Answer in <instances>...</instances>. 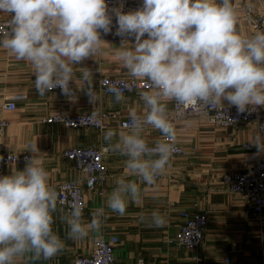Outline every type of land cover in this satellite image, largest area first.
Masks as SVG:
<instances>
[{
  "label": "clouds",
  "instance_id": "9594fccd",
  "mask_svg": "<svg viewBox=\"0 0 264 264\" xmlns=\"http://www.w3.org/2000/svg\"><path fill=\"white\" fill-rule=\"evenodd\" d=\"M122 8L109 9L107 0H0V13L10 16L7 30L0 29V48L31 64L39 96L59 87L65 96L76 98L70 87L74 65L101 52V31H111L114 14L115 34L135 38L134 46L118 48V59L131 77L147 79L152 88L139 93L144 114L130 109L127 130L108 129L103 139L109 151L127 158L128 174L153 185L177 150L166 102L197 111L222 101L238 113L264 107V31L241 36L232 0H143L135 11L125 13ZM81 70L89 102L96 104L100 97L93 89L92 72ZM107 91L117 103L126 99L125 89L116 84ZM148 127L163 136L152 147L144 138ZM253 145L264 152V131L254 137ZM31 151L39 152L37 145ZM26 159L22 171L0 176V264H15L28 255L49 260L64 248L52 227L59 194L41 161ZM115 183L106 207L123 216L128 202L141 198V188L135 180L118 178ZM91 215L86 222L83 206L73 203L62 217L68 237L78 240L90 231L99 232L105 210L97 208ZM150 221L155 227L166 224L157 211Z\"/></svg>",
  "mask_w": 264,
  "mask_h": 264
},
{
  "label": "crops",
  "instance_id": "0c3cea01",
  "mask_svg": "<svg viewBox=\"0 0 264 264\" xmlns=\"http://www.w3.org/2000/svg\"><path fill=\"white\" fill-rule=\"evenodd\" d=\"M232 3L238 13L237 31L241 36L248 37L264 31H253L246 14L248 6L252 5L255 15H264L263 1L232 0ZM8 16L0 13V20ZM112 19H116L114 14ZM116 29L112 26L108 34L101 31V39L105 42L101 52L74 65L73 81L77 84V94L73 99L56 91L39 96L35 90L31 64L16 60L7 50L0 48V120L9 121V125L0 132V143L6 144L11 152L29 153L39 159L49 173L50 185L83 180L86 176L73 161L64 158V150L89 146L108 148L103 139L104 133L108 129L117 132L127 129L116 124L104 131L93 127L70 128L59 123H45L43 118L57 112H111L124 119L129 117L132 108L138 114L146 111L139 96L141 91L124 94L125 101L117 103L112 94H106L101 89L103 76L134 79L123 67L116 52L120 47L134 46L135 38L118 36ZM82 68L92 72L93 89L100 97L96 104L89 102L81 79ZM13 97H18L16 108L4 109L6 100ZM166 103L168 118L175 126L176 138L183 153L173 155L170 166L156 179V183L147 185L138 177L128 174L125 167L127 158L107 150L105 164L110 177L103 186L104 194L84 188L87 207L83 210V219L90 222L95 209L105 210L100 231H90L83 239L69 238L68 225L62 219L67 212L57 204L52 227L64 242L63 250L49 260H36L30 255L18 257L15 264L68 262L75 256L90 254L99 237L112 235L120 239L115 255L122 264H136L139 259L146 264H264V211L260 216H255L247 198L241 193L228 191L223 183L225 174L247 169L258 160H264V152H259L253 145L254 137L261 133L259 127L254 123H240L222 129L209 124L200 115H190L176 121L173 119L174 101ZM144 138L150 146L163 136L158 130L148 127ZM34 145H37L39 152L31 151ZM25 166L26 163L9 164L2 176L11 175L14 170L22 171ZM118 178L135 180L142 193L139 200L128 202L123 216L106 207L108 195L116 187ZM153 211L166 218L163 227L151 224ZM201 212H208L209 221L198 250L188 251L168 242L185 218ZM142 215L148 219L142 221Z\"/></svg>",
  "mask_w": 264,
  "mask_h": 264
},
{
  "label": "built area",
  "instance_id": "2783aa9c",
  "mask_svg": "<svg viewBox=\"0 0 264 264\" xmlns=\"http://www.w3.org/2000/svg\"><path fill=\"white\" fill-rule=\"evenodd\" d=\"M264 2V0H261ZM108 6L117 8L123 5L122 11L127 13L135 11L142 6L143 0H107ZM250 6V5H249ZM247 8L246 14L250 19L251 28L253 31L264 29V15H255L254 8ZM10 16L0 20V29L7 30V22ZM112 26L117 27L116 19H112ZM104 82L101 84V82ZM110 84H116L118 87L125 89L124 94L150 91L152 88L151 82L147 79H128L116 76H103L100 80L101 89L106 94H111L107 91ZM77 94V84L75 81L70 83ZM62 94L59 87L51 90ZM64 97L69 98L62 94ZM18 97L8 98L3 107L6 110H14ZM74 97H70L72 99ZM251 107V106H249ZM190 115H200L209 124L218 128L226 129L240 123H254L260 131H264V107H257L255 110L238 113L235 106L229 105L228 102H222L220 106H209L206 111H197L191 107L178 105L174 101L173 119L181 120ZM43 122L53 124L59 123L70 128L93 127L98 130H107L112 124L118 127L127 129L129 117L119 119V117L111 112H101L92 116V113H62L57 112L48 115L42 119ZM9 125V121L0 120V132ZM176 152L173 155H180L183 149L178 144L177 138L175 141ZM154 145H150L152 147ZM251 148L250 145H247ZM107 147L97 148L89 147H71L63 151V156L74 162L76 168L83 172L86 176L83 180H74L52 184L51 186L59 194L58 205L64 208L66 212L71 210L73 203H80L83 210L87 207L84 188L92 192L104 194V184L110 177L109 170L105 164V154ZM32 154H18L11 152L6 144L0 143V176L4 168L9 164L22 165L27 163L26 158L32 157ZM34 157V156H33ZM160 177V176H159ZM157 177V179L159 178ZM223 183L226 189L232 193L243 194L251 207L252 213L255 216H260L264 211V160H258L251 167L230 172L225 174ZM62 201V203L60 202ZM209 221L208 212L191 214L181 224L178 231L168 238L170 244H174L179 248L188 251L198 250L204 240V231ZM118 236L99 237L95 243L93 251L88 255H78L68 262L50 261L47 264H122L119 263L115 248L119 243ZM228 261V260H227ZM136 264H146L143 259H139Z\"/></svg>",
  "mask_w": 264,
  "mask_h": 264
},
{
  "label": "rangeland",
  "instance_id": "374dc122",
  "mask_svg": "<svg viewBox=\"0 0 264 264\" xmlns=\"http://www.w3.org/2000/svg\"><path fill=\"white\" fill-rule=\"evenodd\" d=\"M62 95V94H61ZM63 96V95H62ZM69 99V98H68ZM73 99V98H72Z\"/></svg>",
  "mask_w": 264,
  "mask_h": 264
}]
</instances>
